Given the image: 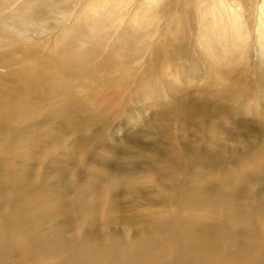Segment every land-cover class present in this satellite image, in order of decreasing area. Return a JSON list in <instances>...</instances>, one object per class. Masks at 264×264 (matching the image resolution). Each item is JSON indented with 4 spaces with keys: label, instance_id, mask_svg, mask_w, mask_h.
<instances>
[{
    "label": "bare ground",
    "instance_id": "bare-ground-1",
    "mask_svg": "<svg viewBox=\"0 0 264 264\" xmlns=\"http://www.w3.org/2000/svg\"><path fill=\"white\" fill-rule=\"evenodd\" d=\"M56 1L57 4L53 0H42L40 5H30L32 0H24L10 14L4 15L5 18L2 17L5 26L11 21L14 15L12 13L17 14L15 11L26 13L30 10L32 16L39 14L45 16L40 23L29 20L15 26V22L11 21L12 32H5L6 40L0 42V46L2 44V47L11 48L0 58V66L10 68L6 73L0 74V264H264V198L248 200L252 191L240 178L251 180L252 174L249 171L239 174L231 172L228 178H219L216 175L219 165L226 163L223 158L215 155L216 151L218 153L229 151L227 143H219V150H214L206 148L207 141L200 136L191 135L175 140V134L171 137L174 141L170 140L169 147H160L165 151L166 159L163 160V156L158 155L151 159L152 161H148L149 164H142L138 160L134 161L133 166L124 164L126 175L122 176L125 179L123 182H119L114 189V185L122 179L115 177L107 180V175H103L101 183L97 184L98 190H103L102 194L100 192L92 194L89 198L78 193L70 199L56 198L50 201L39 193L37 183H27L25 177L19 176H14L17 183L13 185L12 196L7 195L5 190L2 191V145L8 150L5 154L14 153L15 143L23 141L20 137H28L31 134V123L38 124V121L46 123L48 116L52 115L46 105L40 104L42 95L39 88L44 80L41 82L37 78L30 65L17 69H13L12 66L24 61L28 55H34L33 58L40 68L59 70L53 77L46 79L45 85L48 86V90L53 88L63 90L66 94L65 106L70 109L83 107L87 115L92 116L91 109H96L99 104H109L107 100L99 96L101 95L99 92H93L94 99L78 97L71 88H66V79L72 76L84 83L87 80L90 84H99L98 80L101 77L122 67L111 66L115 62L109 64L105 58L100 59L99 48L103 47L102 43L105 42V47L109 46V51L111 50L112 42L118 39L119 30L125 29L122 23L127 15L132 20L134 16L136 18L141 16L145 20L149 16V11L156 10L150 5L149 11L145 12L139 8L130 13L134 0H99L101 2L96 10H93V6L85 5L86 9L92 8L90 15L94 12L104 15L101 27L106 31L95 44H91L92 42L85 44L88 49L96 51L97 56H90L91 51L81 46L80 50L79 46H70L67 50L55 46L56 55L48 59L47 64L45 57L39 53L41 48L36 51L32 47L35 45L32 41L55 33L60 28L58 22L64 23L71 19L76 12V5L81 0ZM252 1L250 3L249 0H186L196 12L198 36H203L206 33L200 34L206 31L203 29L210 27L216 37L211 49L213 60L210 66L214 65V72L220 75L218 77L222 82L208 83L203 95L206 94L208 101L211 100L209 98H212V101L223 100L229 103L230 107L235 106L230 114L260 121L262 118L260 115L263 114L259 113L261 109L257 97L264 100V0ZM148 4L149 2L144 5ZM169 5L172 7L170 1ZM190 13L185 6L184 16L167 12L163 20L164 23L175 22L179 27L187 21V25L191 27L194 24L190 22L192 21ZM45 20L51 22H44ZM135 23L136 28L131 33L139 37V43L135 44L131 51L135 55L127 62L128 66L144 58V53L150 46L149 38L158 28L149 27L148 24L141 25L138 21ZM5 28L6 26L3 29ZM181 29L184 30L183 27ZM188 35L186 29L174 42L185 41ZM99 40H102L101 44L98 43ZM182 46L186 47V51L178 48L174 52L172 50L169 53H158L155 50L156 60L166 59L171 62V66L188 64L191 52L187 45ZM230 47L237 50L232 51ZM255 52L257 60L253 61L252 56L256 55ZM224 56L228 57L225 59ZM91 61L97 62L99 68H88L87 63ZM31 63L33 65V62ZM251 71L254 72V78L248 77ZM142 86L143 83H139L138 89L141 90ZM122 88L124 86H121ZM167 88L172 92L180 90L173 86ZM217 88L220 89L219 93H213ZM146 92L148 90L141 91V94ZM253 96L256 98L257 108L246 110V107L250 109L251 105L254 106L247 104ZM183 97L177 104L179 108H175L169 117L173 114V117L180 118L182 121L180 130L185 135L186 129L203 136L207 135V132L216 136L217 131L225 138H232L236 144H240L238 134L241 132L248 133L254 130L253 132L264 134V124L261 123L264 121L256 124V128L252 126V129L251 125L240 126L242 123L234 121V118L227 114L228 110L223 115L230 117L228 123L232 126L227 129L222 124L216 125V110L212 108L207 112L205 105L198 102L189 103L190 98L185 100ZM43 109L48 112H43ZM55 114L59 116L56 111ZM210 120L211 124L208 127ZM201 123L206 124L207 130H203ZM14 130L16 136L13 135L9 142H6L2 131ZM216 139L222 142L221 138ZM253 142L255 141L244 143L243 150L252 149ZM23 144L18 145L24 148V151H21L22 155L27 152V144ZM255 145L257 149L264 151V141L255 142ZM187 154H192V157L185 161ZM200 160L201 164L206 165L209 173V186L195 184L188 178L170 185L159 182L157 195L145 196L147 188L133 183L124 185L139 180V177H135L139 173L144 174L143 177L146 179L149 178L152 166L156 164L162 167L169 163L171 166L179 164L189 168ZM252 161L253 159L250 163ZM117 165L111 164L110 167L108 165L109 169L105 167V174L116 172ZM135 169L137 173H134ZM163 177L164 173L161 172L162 180ZM105 182L108 183L103 188L102 184ZM225 183L231 184L228 192L220 188ZM261 185L264 188V183ZM57 190L60 194L65 193L61 189ZM123 194H130V197L122 199ZM122 201L128 204V213H123L121 208L125 207L122 206ZM107 211L114 213L108 216ZM88 221L89 229L85 233H80Z\"/></svg>",
    "mask_w": 264,
    "mask_h": 264
},
{
    "label": "rangeland",
    "instance_id": "rangeland-1",
    "mask_svg": "<svg viewBox=\"0 0 264 264\" xmlns=\"http://www.w3.org/2000/svg\"><path fill=\"white\" fill-rule=\"evenodd\" d=\"M21 1L24 0H0V42L6 40L5 32H12L13 25H10L11 21H14L16 26L19 23L29 22V20H33L35 23H40V20L41 22L44 20L45 16L43 14L32 16L29 13L30 10H27L26 13L15 11L17 14L12 13L14 15L11 21H8L5 25V31L3 29L5 26H3L2 17L5 18L4 15L10 14ZM41 1L32 0L30 5H40ZM169 1L172 7L169 5ZM249 1L250 3L253 2L252 0ZM53 2L57 4L56 0H53ZM79 2L75 7L76 12L72 15L71 19L64 23L62 21L58 22L60 28L55 33L44 35L41 38L38 37L32 41L35 44L32 47L36 51L38 48H41L39 53L45 57L47 64H49L48 59L56 55L54 53V50H56L55 46L62 50H67L70 46H79V50L81 47H85L87 51H91L90 56H97L96 51L88 49L89 47L85 44H89V42L95 44L106 31L101 27V24L103 25L104 23V15L102 16V14L99 15L95 12L90 15L89 12L92 8L86 9L85 5L93 6V10H96L97 5L101 1L81 0ZM147 2L149 4L144 5ZM6 5L9 6L6 7ZM150 5L156 8L155 12L149 11ZM185 6L191 11L189 15L192 18L190 22L194 24L193 26L189 27L187 21L183 22V25L180 27L175 22L164 23L163 18L167 12H174L184 16L183 9ZM139 8L145 12L149 11L148 18L143 20L141 16L137 18L134 16L132 20L127 15L122 23L125 25V29L119 30L118 39L112 42L111 50L109 51V46L105 47V42L102 43L103 47L99 48L100 54L102 52L101 56L99 54L100 59L105 58L109 64L115 62L111 66L119 65L122 67L114 69L106 76L101 77L98 80L99 84H90L87 80L84 83L72 76H68L66 79V88H71L78 97L94 99L95 95H93V92H99L101 93L99 96H103L107 100L109 104H99L96 109H91L92 116H88L83 107L70 109L65 106L66 94L63 90L56 88L48 90V86L45 85L46 79L53 77V74L59 72V70L50 71L40 68L33 58L34 55H28L24 61L12 66L13 69H17L24 65H30L32 66V70L35 71L37 78L41 82L44 80L42 86L39 88L42 96L38 92L35 93L42 97L40 104L46 105L52 115L48 116L46 123L45 121L39 122L38 120V124L36 122L31 123V134L28 137H20L23 141L15 143L14 149L16 150L14 153L8 154V152L5 154L8 150L2 145V191L5 190L7 195H13V185L17 183L14 176L25 177L27 183H37V187L40 188L38 190L39 193L49 198L50 201L56 198L62 200L70 199L77 196L78 193L88 198L92 194L99 192L102 194L103 190H98L97 187V184H100L102 181L101 176L107 175V180L115 177L122 179V181H118L114 185L115 189L119 182L125 180L122 177L126 175L123 168L124 164L133 166L135 160H138L142 164H149L148 161H152L151 159L156 158L158 155L163 156V160L166 159L164 157L165 151L160 147H169L170 140L174 141L171 137L176 134L175 140L181 137H191V135L200 136L202 139H206V148H213L214 150H219V143H227L229 151L226 153H218L216 151L215 154L226 162L219 165L216 172L217 177L228 178L231 172L239 174V172L249 171L252 174L251 180L240 177L242 182L252 191L248 200L264 198V188L261 185L264 183V151H260L255 145V142L262 143L264 141L263 133L253 132L254 130L248 133L241 132L238 134L241 143L236 144L234 139L225 138L223 134L217 131L216 136L208 132L207 135L203 136L199 133H191V129H186L185 135L180 130V123L182 122L180 118L173 117V114L169 117L175 108H179L177 104H179L182 96H184L183 99L185 100L190 98L188 102H198L200 105H205L207 112L208 109L212 108L216 110V125L222 124L224 128L230 129L232 124L228 123V120L230 117H233L234 121L242 123L240 126L251 125L250 129H252V126L256 128V124L264 121L263 98L257 97L260 102L259 108L261 109L259 113L263 114L260 115L262 116L260 121L259 119L255 121L250 120L247 116L241 117L230 114L231 109H234L235 106L231 105L230 107V104L223 100L216 99L212 101L213 99L209 98L211 100L208 101L206 94L205 96L203 95L205 87L211 81L222 82L218 77L220 75L214 72V65L210 66L213 60L211 49L213 47V40L216 39L213 29L206 27L203 29L206 31H202L200 34L206 33L203 36H198L196 12L186 0H134L130 13L137 11ZM47 21L51 22V20H45L44 22ZM136 21L141 22V25L148 24L149 27L158 26V28L149 38L150 46L146 49L144 58L128 66L127 62L135 55L131 51L135 48L134 45L139 43V37L131 33L136 28ZM129 23L131 25H128ZM186 29L189 34L187 39L185 41L177 40V43H175L174 40L179 34L185 32ZM178 30L179 32H177ZM101 41L99 40L98 43ZM126 43L127 45H125ZM181 45H187L191 52L188 64L171 66V62L166 59L159 58L156 60V51L158 53H169L172 50L173 52L176 51L178 48L186 51V47H181ZM230 49L232 51L237 50L234 47H230ZM9 50H11L10 47H2L1 44L0 58ZM255 54L252 56L253 61L257 60V52ZM227 57L224 56L225 59ZM31 62H33V65ZM177 62L179 61L177 60ZM87 67L90 69L94 67L99 68V64L91 61V63H87ZM227 67L230 66L227 65ZM7 70L9 71L10 68L0 66V74L6 73ZM253 74L254 72L251 71L248 77L254 78L255 75ZM139 83H143L141 90L138 89ZM121 86H124V88L121 89ZM168 86L179 88L181 91L172 92L167 88ZM116 89H121V91H117ZM146 90L150 93L141 94V91ZM218 91L220 89L217 88L213 90V93H219ZM210 92L212 93V90ZM254 97L247 103L254 106L251 105L250 109L246 107V110L251 111L253 108H257L255 105L257 101L255 102L256 98ZM48 110L43 109V112H48ZM228 110L229 113L227 114L230 117L223 115ZM55 111L58 112L59 116L55 114ZM220 113L222 114V118ZM93 114L96 115L93 116ZM208 123L209 127L211 120ZM261 123L264 124V122ZM200 125L203 130H207L206 124L201 123ZM2 133L6 138V142H9L13 135L16 136V130L11 132L2 131ZM19 133H21L20 130ZM216 138H221L222 142H218ZM251 141H255L252 143V149L249 151L243 150V146ZM23 143L27 144V152L22 155L21 151H24V148L23 146L18 147V145ZM190 157H192V154H187L184 160L187 161ZM252 159L253 161L250 163ZM111 164H119L116 166L118 170L105 174L104 170L109 169ZM174 168L178 169L174 170ZM140 169V172H142V168ZM151 171L152 177L149 176L146 179L145 176L143 177L144 174L139 173L135 176L139 177V180H133L124 185L133 183L147 188L148 191L145 193V196H156L159 182L170 185L173 182H183L188 178L192 182L194 181L195 184L210 185L208 181L209 173L207 172L206 165L201 164V160L189 168L180 166L179 164L171 166L169 163L165 167L156 164L154 167L152 166ZM208 171L210 170L208 169ZM161 172L164 173L163 180L161 179ZM134 173H137L136 169ZM107 183L102 184L103 188ZM230 183L232 184L233 182ZM231 184L225 183L220 188L228 192L231 189ZM57 189H61L65 193L60 194ZM80 189L82 190L81 192L79 191ZM129 197L130 194H123L122 199H128ZM122 206L123 213H128V204L123 202ZM112 213L114 212L107 211L108 216ZM89 226L90 222L88 221L84 224L82 232L77 231L85 233L89 229Z\"/></svg>",
    "mask_w": 264,
    "mask_h": 264
}]
</instances>
